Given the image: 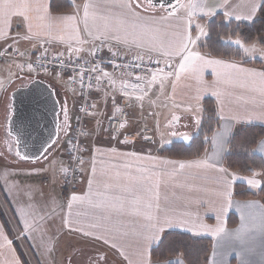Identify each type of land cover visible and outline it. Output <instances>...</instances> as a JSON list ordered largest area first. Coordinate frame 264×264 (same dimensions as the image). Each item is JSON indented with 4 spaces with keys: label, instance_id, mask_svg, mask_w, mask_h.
Returning <instances> with one entry per match:
<instances>
[{
    "label": "crops",
    "instance_id": "obj_1",
    "mask_svg": "<svg viewBox=\"0 0 264 264\" xmlns=\"http://www.w3.org/2000/svg\"><path fill=\"white\" fill-rule=\"evenodd\" d=\"M13 2L18 5L16 12L22 14L0 17V50L15 49L21 58L33 57L48 44L50 54L64 50L80 59L96 51L119 52L154 57L163 69L171 67L174 71L166 74L162 70L155 79L123 84L120 100L129 120L125 129L130 132L136 121H144L151 140L124 132V128L121 133H100V109L104 106L106 114L110 109L95 94L96 114L88 121L82 177L72 190L63 187L61 171L67 157L65 149L62 158L58 157L60 140L49 149L46 161L21 164L15 159L11 139L1 129L0 232L6 237L11 263L17 264L13 255L18 253L28 264H72V260L87 264L91 259L105 264H183L180 258L178 263L175 259H150V250L160 242L149 240L153 225L168 219L171 226L164 235L176 231L212 241L205 264H264V205L260 199L238 200L233 195L236 183L257 192L264 185V177L261 173L243 177L228 171L223 163L228 140L236 130L264 128L263 62L243 56L241 61L209 57L200 49V38L199 43H188L187 51L182 48L188 37L196 40V36L204 35L207 23L218 15L225 22L252 23L264 0H184L168 14L145 0H83L71 2L69 12L52 13L49 9L52 16L71 17L63 20H50L44 9L37 7L49 0ZM85 4L89 5L87 16ZM189 52L222 63L184 62ZM182 62L184 69L180 67ZM18 73V61L0 63V123H6L9 116L10 100L9 95L3 98L4 90ZM44 80L63 92L70 84L64 78ZM166 83L168 86L162 89ZM204 100H211L217 113V127L208 149L189 160L163 155L173 142L187 145L190 141H180L182 137L192 138L199 132V108ZM159 106L166 108L162 112L168 118L166 122L178 116L172 127L159 122L162 135L152 133L144 119ZM173 106L191 109L181 111ZM169 112L175 114L167 115ZM166 134L170 138L163 144ZM262 144L264 139L255 152L264 162V152L258 150ZM249 179L260 186H249ZM73 196L78 199L73 200ZM229 199L230 208L221 213L220 208L226 207ZM230 216L236 220L232 227H228ZM216 228L225 232L214 235L212 230ZM237 229L241 230L239 234Z\"/></svg>",
    "mask_w": 264,
    "mask_h": 264
},
{
    "label": "trees",
    "instance_id": "obj_2",
    "mask_svg": "<svg viewBox=\"0 0 264 264\" xmlns=\"http://www.w3.org/2000/svg\"><path fill=\"white\" fill-rule=\"evenodd\" d=\"M81 1L83 0H51L50 10L52 13L69 12L72 8L71 2L78 3ZM206 29L207 37L200 44L201 51L212 58L241 61V50L231 45V41L240 39L244 46L252 45L253 43L264 46V2L259 8L257 19L250 24L235 23L233 21L225 22L218 15L207 23ZM254 64L259 65L260 63L255 61ZM24 80H26L25 77L19 75L8 83L4 90L3 98L8 97L9 93L19 87ZM203 107L199 132L192 136L187 145L181 142H173L168 148L163 150V155L171 159L189 160L200 157L208 149L209 138L213 133V124L208 119L213 116L216 109L211 100H204L201 104V108ZM7 115L8 111L6 117ZM5 127V120H2L0 133L5 130ZM4 135L7 136L6 131H4ZM263 139L264 128L262 127L246 126L236 130L227 143V150L223 159L224 167L228 171L243 177L253 176L252 172L261 173L264 177V162L255 152L258 144ZM6 146H10L8 141H6ZM49 157L50 155L47 153L38 162H44ZM15 159L21 164L24 163L17 156ZM36 163L27 164L34 165ZM63 187L65 188V186ZM233 195L238 200L260 199L264 205V185L253 193L243 184L236 183ZM235 223V218L230 216L228 218V227L234 226ZM9 239L12 240L11 237ZM211 246L212 241L210 239L194 238L186 233L172 231L166 233L162 240L150 250V259L154 262H166L167 260L180 258L183 264H205L208 260Z\"/></svg>",
    "mask_w": 264,
    "mask_h": 264
},
{
    "label": "built area",
    "instance_id": "obj_3",
    "mask_svg": "<svg viewBox=\"0 0 264 264\" xmlns=\"http://www.w3.org/2000/svg\"><path fill=\"white\" fill-rule=\"evenodd\" d=\"M48 47L45 44L42 53L23 58L16 50H0V62L15 60L20 63V71L23 74L67 78L70 81V89L78 87L76 107L64 135L67 165L63 171V185L71 190L82 177L88 120L95 115L96 109L95 94L102 97V101L110 109L109 114L104 111V106L100 109L98 131L120 133L128 122V114L120 100L123 84L129 80L136 81L156 76L162 70L169 74L171 67L163 69L158 59L148 56L132 57L119 52H94L95 55L92 53L87 59H79L63 50L50 54ZM139 129L137 133L142 134L144 140L152 139L145 123L141 124Z\"/></svg>",
    "mask_w": 264,
    "mask_h": 264
},
{
    "label": "water",
    "instance_id": "obj_4",
    "mask_svg": "<svg viewBox=\"0 0 264 264\" xmlns=\"http://www.w3.org/2000/svg\"><path fill=\"white\" fill-rule=\"evenodd\" d=\"M145 1L149 6L162 8L163 14H168L175 11L184 0ZM9 100L5 131L12 141L17 158L25 163L40 161L58 139L62 110L60 93L46 81L33 79L11 91ZM177 119L178 116H172L166 125L172 127Z\"/></svg>",
    "mask_w": 264,
    "mask_h": 264
},
{
    "label": "rangeland",
    "instance_id": "obj_5",
    "mask_svg": "<svg viewBox=\"0 0 264 264\" xmlns=\"http://www.w3.org/2000/svg\"><path fill=\"white\" fill-rule=\"evenodd\" d=\"M197 37H199L200 38V41H201V44L203 43V41L206 39V37H207V29H206V32H205V34L204 35H200V36H196V39H197ZM235 40H237V39H235ZM235 40H232V41H235ZM231 41V42H232ZM199 43V42H198ZM231 45H233V46H236L235 44H233V43H231ZM254 45V48L252 47ZM236 47H238V46H236ZM245 47H247V48H250V51L249 52H247V53H245V52H243L242 50H241V52H242V54L243 55H241V56H243V58H245V59H249V58H256V59H260L262 62H263V66H264V52H262L261 50L262 49H264V46H261V45H259L258 43H253L252 45H247V46H245ZM173 71H174V69H173ZM172 71V68H171V72H173ZM172 74V73H171ZM168 80L167 81H170L171 82V79L170 78H167ZM163 81H165V80H163ZM170 82H169V85H170ZM6 82H4L3 83V85L5 84ZM165 85L166 86H168V83H166V84H163V86H162V89H164V87H165ZM55 89L57 90V91H59V93H60V91L62 92V90L61 89H59L58 87H55ZM0 91H1V88H0ZM64 92H62V94H63ZM65 94V93H64ZM71 95H73V92H71ZM75 95H76V93H75ZM65 98V97H64ZM66 102V101H65ZM163 105H166V102H163ZM168 105H170L169 103H168ZM170 106H172V105H170ZM74 108H75V105H74ZM172 108H174V109H178V110H181V111H189L191 108H189V107H175V106H173ZM149 109V108H148ZM146 110L147 111V113H150V111L151 110ZM164 109H166V108H163V106H159L158 108H157V110H154L155 112H153L152 113V115H150V114H145L144 115V119H145V121L150 125V127H151V131H152V133H159V134H163V132H159V130H160V128H159V124L162 126L163 124H166V121H167V116H165V114H162V112L164 111ZM199 109H201V110H204V107L203 108H201V106H200V108ZM72 112H73V106L71 107V109H70V111H69V117L71 118L72 117ZM155 114V115H154ZM162 114V115H161ZM169 114H175V112H169V113H167V115H169ZM71 120V119H70ZM69 120V121H70ZM209 121H211L212 123L211 124H213V130H212V132H214L215 131V129H216V127H217V123H216V120H217V113H216V111H214V114H213V116L212 117H209V119H208ZM128 122H129V120H128ZM128 122L124 125V129H125V127L128 125ZM160 122V123H159ZM144 123V121H136L135 122V124L134 125H132V128L130 129V132L127 130V129H125L124 130V132H128V133H130L131 135H135L137 132H136V130H139L140 131V129H139V127H140V125L141 124H143ZM201 125V122L199 123V126ZM105 126V125H104ZM146 126V125H145ZM147 128V127H146ZM149 128V127H148ZM147 130V129H146ZM61 133H62V130H61ZM60 133V134H61ZM1 134V133H0ZM167 135V134H166ZM170 138V135H167V137L165 138V139H163L164 141L162 142L163 144H164V142L166 141V140H168ZM209 140H210V138H209ZM180 141H183V140H180ZM153 143H151V146H154L155 145V143H154V141H152ZM60 144H61V149H59L58 150V152H59V155H58V157L59 158H62V151L66 148V141L64 140V141H61L60 142ZM60 166V165H59ZM58 166V167H59ZM61 173H62V171H61ZM1 223L3 222V221H0ZM1 227V226H0ZM5 235L2 233V232H0V264H12L11 263V261H10V251H9V247H8V243H7V241L5 240ZM14 247V246H13ZM15 248V247H14ZM16 249V248H15ZM13 258L15 259V261H17V264H28V262H27V260H26V258L23 256V255H20V256H18L17 254L16 255H13ZM95 260V261H94ZM178 259H175V261H174V263H178V261H177ZM182 262V261H181ZM71 263L72 264H75V263H77L76 261H71ZM33 264V263H32ZM80 264H83V263H80ZM87 264H105L104 263V261H102V260H97V259H91Z\"/></svg>",
    "mask_w": 264,
    "mask_h": 264
},
{
    "label": "snow or ice",
    "instance_id": "obj_6",
    "mask_svg": "<svg viewBox=\"0 0 264 264\" xmlns=\"http://www.w3.org/2000/svg\"><path fill=\"white\" fill-rule=\"evenodd\" d=\"M148 3H152V0H148ZM125 7H127V5H124ZM18 5H16L13 0H0V17H4V18H7L8 16L10 15H15V14H22V13H17L16 12V9H17ZM24 7L25 8H28L29 5L27 3L24 4ZM38 8H43L46 15H47V18L50 19V20H63V19H70L71 17H68V16H52L49 9L51 7V4H50V0H49V3L48 4H38L37 5ZM85 16H87V8L89 7V5L85 4ZM256 5L253 6L252 8V11L255 12L256 11ZM207 14V13H206ZM25 20H27V16L24 17ZM237 20H240L241 17L240 16H237L236 17ZM31 26L29 25V28ZM200 32L202 34H204V29L201 27L200 29ZM199 40V37H197L196 40H192L190 37L187 38V43H184L182 48H183V51H187V45L188 43H197ZM231 43L235 44L236 46H238L239 49H241L243 52L247 53L250 51V48H247L244 46V44H242L241 40L240 39H237L235 41H232ZM254 48V45L252 46ZM262 52H264V49L261 50ZM93 55H95V53H93ZM188 60H200L203 62L204 65H218V64H221L222 61L221 60H204L203 57H201L198 53H192V52H189L187 56L184 57V62H187ZM182 62L180 67L181 69H184L185 67V63ZM29 67L31 68V65H29ZM137 67H139V65H137ZM105 75H107V73H105ZM261 77H264V72L260 73ZM153 79H155V76H153ZM64 115L65 117H67V111L64 110ZM121 127H123V125H121ZM173 135H175V133H173ZM190 137L185 135L182 137V140L185 141V142H188L190 141ZM49 147H51V145H49ZM259 151L261 152H264V144L261 145L260 149H258ZM17 155H20L19 153H17ZM21 158H26V157H21ZM181 167H183L184 165L181 164L180 165ZM221 171H226L224 169H221ZM252 175L253 177L257 176V175H261V174H258L256 172H252ZM247 183L249 186H253L255 185L256 187H259L260 185L257 184V181L255 179H249L247 180ZM230 196V194H228ZM73 200L75 199H78V197L76 196H73L72 197ZM231 206V201L230 199L228 200V205L226 207H221L220 208V212L221 213H226L228 211V209L230 208ZM171 226V221L168 220V219H163V220H158L157 223L155 225H153V229H154V234L149 238L150 241L152 240H156V241H161L162 238H163V235H164V230ZM213 231V234L214 235H220L221 233H224L225 230L223 228H216ZM237 234H239L241 232L240 229H237L236 230Z\"/></svg>",
    "mask_w": 264,
    "mask_h": 264
},
{
    "label": "flooded vegetation",
    "instance_id": "obj_7",
    "mask_svg": "<svg viewBox=\"0 0 264 264\" xmlns=\"http://www.w3.org/2000/svg\"><path fill=\"white\" fill-rule=\"evenodd\" d=\"M63 120H67V117H65L64 114H62V116L60 118V126H61Z\"/></svg>",
    "mask_w": 264,
    "mask_h": 264
}]
</instances>
